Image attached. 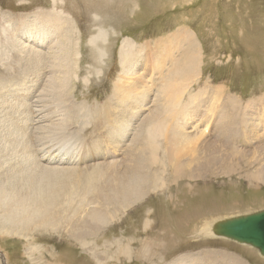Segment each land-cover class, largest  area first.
<instances>
[{"label":"rangeland","instance_id":"374dc122","mask_svg":"<svg viewBox=\"0 0 264 264\" xmlns=\"http://www.w3.org/2000/svg\"><path fill=\"white\" fill-rule=\"evenodd\" d=\"M58 26L65 30L58 32ZM65 33L66 41L61 36ZM185 34L189 37L186 42H172L167 46V61H160L157 44ZM64 42L69 48L66 67L60 66ZM128 53L126 63H135V68L123 74L122 55ZM67 70L65 86L50 87L51 80ZM163 74L185 90V100L189 95H198L199 102L205 100L200 112L203 122L215 117L214 106L223 107L230 118L236 117L238 129L230 135L237 134L239 139L230 140L222 153L228 164L231 160L243 162L239 173L224 176L210 170L213 177H180L172 182L166 173L154 169L158 176L153 177L147 193L108 213L104 226L84 213L87 202L95 203L94 195L66 197L70 208L52 215L54 226L43 229L35 221L20 234L0 223V264H173L179 258L192 257L191 264H233V257L241 264H264L256 249L214 239L211 233L218 219L264 210V182L242 178L253 171L251 165H245L250 157L246 150L264 162V0H0L3 195L8 181L18 190V182L23 180L20 173L27 172L30 163L46 164L55 158L72 163L66 162L65 155L74 158V150L80 152L81 160L75 163L76 169L101 161L108 145L120 152L116 158L120 169L129 167L128 160L139 154L138 146L145 138L144 133L140 139L137 135L144 130L146 112L160 99L155 96V85ZM122 84L132 95L118 101L115 92ZM159 101L157 105L162 104ZM58 118L70 128L62 130ZM110 120L116 121L115 128L108 127ZM63 136L73 140L66 152L60 143ZM129 139L132 144L125 150ZM234 151L236 159L232 158ZM1 215L5 217L2 209ZM83 222L89 226L81 225ZM205 222L210 223L209 237L199 233ZM82 229L87 231L84 243L75 238ZM130 245L132 259L118 254L119 246L131 251Z\"/></svg>","mask_w":264,"mask_h":264},{"label":"bare ground","instance_id":"6f19581e","mask_svg":"<svg viewBox=\"0 0 264 264\" xmlns=\"http://www.w3.org/2000/svg\"><path fill=\"white\" fill-rule=\"evenodd\" d=\"M57 29L59 32L62 29V27L57 28ZM62 30H65V29H62ZM28 33H30V31H28ZM61 36L65 41L66 39H68V33H65L64 36L63 35ZM187 38H189L187 34L177 35V36L171 37L170 40L163 41L166 44H157L156 50L157 51L161 50V53L159 55V59H161L160 61L162 60H164V62L167 61V57H168L166 53L167 46L169 47V45H171L172 42L175 44L176 41L186 42ZM62 45L63 46H61L60 48L61 50L65 51V54L62 55L60 66L66 67L65 62L67 61V55H68L67 51L69 50V48H68V45L65 44V42ZM130 55H131L130 53L122 55L124 57V62H122L123 74H125L126 72L128 73L129 70L133 71V68H135V63H132V62L126 63ZM122 56H121V61H122ZM185 59H186V62L190 61L189 57H185ZM58 67L59 66L57 63L55 65V69L57 68L56 69L57 71H58ZM157 71L159 70H156V72ZM130 73H133V72H130ZM67 74H68V70L63 74L56 75V78L54 80L53 79L51 80L52 82L50 84V87H55L59 89L62 86H65L67 82V76H68ZM164 74L161 77V80L159 82H156L155 86H158L157 89L156 90L154 89L156 91V94H155L156 98L159 97L161 99L162 104L157 105V102H160L159 101L160 99L157 98L158 99L157 102H155L154 100V102L156 103V106L154 107V109H152V106L151 107L148 106L150 107L151 110L148 113L146 112L147 118L145 117L144 123L142 124L143 126H141L144 128V130L137 135V138L140 139L142 138V133H144L145 138H142L143 141L138 146L139 154L135 155L134 158L131 159L130 161L128 160V162H130L131 164L129 167L126 166L127 168H125L124 170L120 169L121 163L118 162L120 160L116 159L118 155H120V152L117 149H113L110 145H108L107 147L108 150L101 154L100 156L101 161L99 162L97 161L93 164H90L89 166H86L85 168L76 169L77 164L75 163L80 158L78 156L80 152L76 150H74V156H75L74 158L68 157V154L65 155L66 158L64 157L66 162L71 161L72 163L65 164L64 162L62 163L63 161L62 159H61L62 161H60V160H57V158H55L53 161L51 160L45 161L47 162L46 164H42V163L39 164L38 162L30 163L28 171L25 173H20V175L23 176V180L18 182L19 184L18 190L14 188L16 186L12 182L8 181L7 186H4L7 192L6 196H4L3 192L1 191V187H0V209H2V211L5 214V217L3 215H1L2 217H0L1 225L5 227L6 229H8L9 231L18 230L19 233H20V230L22 229L23 230L29 229L35 221L38 222L37 227H40L43 229L44 227H47V226H54L56 224L55 223L56 221L50 220L53 217L52 215H54L56 212H61L60 211L61 208H65V209L70 208V202L69 200L66 199V197L72 198L74 196H86V195L92 194L97 199L95 200V203L91 204V201L86 203V207L83 208L85 216L88 219H92L93 222L100 223L102 226H104L105 223L107 222V219L105 216L108 213L118 209L119 207L124 208L130 204H133V202L137 201L138 199H141L144 196V194L147 193L150 186L154 183L153 177L158 176V174H156L155 172H158L161 175L166 173V175L169 176V178H171L172 182L179 180L180 177L181 178L186 177L187 179H192V180L197 179V178L198 179L206 178L207 176L213 177L211 175L212 173H219L224 176L238 174L239 171L243 168V167L241 168V166L239 165L243 164V162L238 161V163H234L237 160L236 161L231 160V164H228L229 162L225 160L227 158L224 157L226 153L224 154L222 153L223 148L227 149V145L230 143V140L232 142L234 141L236 142L239 139V137L236 136L237 134L230 135L231 131H235L236 129H238L235 124L236 117L232 116L230 118L229 117L230 114L226 113L223 107L214 106L211 108V111L215 115V117L213 118V116H211L213 119L209 117L212 113L210 114V112L208 111L210 114L208 116L209 119L204 120L203 122L201 119L204 117V115H202V118L200 119V112L203 107L202 105L206 103L204 102L205 100L202 102L197 101L198 95H195V96L189 95L187 96V99L185 100L183 98L185 90L181 88L180 85L179 87L176 82L171 81L167 77L164 78ZM171 74L173 75L172 72ZM125 78L127 80H130L127 78V76ZM143 78H145V76ZM134 79L135 81H138L136 80V77ZM131 82H134V81H131ZM179 83H182V82L179 81ZM123 84H122L123 89L120 87L122 91H120L121 90L120 89L119 92H115V98L118 101H120L122 97H126V96L128 97L129 95H132L130 92H128L130 91V88H125L126 87L125 85H124L125 87H123ZM58 89L57 91L59 93L60 91ZM143 93L145 94V92ZM107 114L108 113L105 114V117H104L105 119L107 118ZM69 116L68 118H70ZM204 119H206V116ZM262 120L263 119H261V121ZM57 121L60 122L59 125L62 128V130L70 128V127L67 128V126H65L66 123L63 122L61 118L60 119L58 118ZM124 121H127V120H124ZM34 122L38 123L40 121L34 120ZM114 122L116 121L110 120L109 124L111 123L112 125L108 127L115 128L114 125H116V123L114 124ZM201 126L204 127L202 130H201ZM252 126L253 125L249 126V129H248L249 139H250V134H252L251 132L253 131V128L251 129ZM107 129L108 128H106V130ZM190 129L192 130L190 131ZM120 132L119 131L117 132L118 135ZM66 136H70V134H67ZM130 139L125 141L124 143L125 150H127L126 148L128 145L131 146L132 144V140ZM69 140L70 138L65 137V136H63L61 139L62 142L60 143L63 144L62 149L65 150V152L69 150L68 146L73 141L72 140L70 142ZM137 143L138 142H135V144ZM110 149L112 150L110 151ZM48 152H51V151H48ZM134 152H137V151H134ZM234 152L235 153L233 154L232 158L236 159V157H238V153L237 151H234ZM244 153L246 155L248 153L250 154V157L247 159V163L249 164H245V165L247 166L251 165L253 171L250 174L245 173V175L242 178L243 179L245 178L246 181H249L252 183L264 182V162H262L261 160H258V158L255 159V156H253L254 153H251L248 150H246ZM245 154H242V156L246 157ZM103 158H104V161L102 162ZM79 161L81 160L79 159ZM47 164H50V165H47ZM62 164H65L66 166H61ZM104 166H106V168ZM154 169H156L155 172H154ZM160 169L161 171H158ZM210 170H211V174L209 173ZM9 179L10 178L8 177V180ZM62 200L63 201L65 200V201L63 202ZM77 209H79V206H77ZM226 217L222 220H227V219L232 218V217L230 218H226ZM222 220L218 219L214 222V226L211 230V233L213 234L214 239L215 237L217 239L219 238L222 239V237H219L215 231L216 225ZM81 225L89 226V223L83 222L81 223ZM209 228H210V223L205 222L200 228V231H199L200 235L204 237L206 236L209 237L210 236ZM93 231L97 232L98 229L95 228ZM16 233L18 234V232ZM85 236H87V231L85 229H82V231L79 230V237H75V238L78 239L80 242L82 241L84 243L85 241L83 240V238ZM118 254L128 256L130 254V251L128 249L122 248V250H120ZM192 259L193 257L192 258H179L176 261H174L173 264H191ZM231 262L233 264H241L237 259L235 260L234 257L232 258Z\"/></svg>","mask_w":264,"mask_h":264},{"label":"water","instance_id":"95a60500","mask_svg":"<svg viewBox=\"0 0 264 264\" xmlns=\"http://www.w3.org/2000/svg\"><path fill=\"white\" fill-rule=\"evenodd\" d=\"M215 231L219 237L248 245L264 257V210L222 220Z\"/></svg>","mask_w":264,"mask_h":264},{"label":"crops","instance_id":"0c3cea01","mask_svg":"<svg viewBox=\"0 0 264 264\" xmlns=\"http://www.w3.org/2000/svg\"><path fill=\"white\" fill-rule=\"evenodd\" d=\"M146 243H147V242L143 243L144 246L146 245ZM133 245H134V244H133ZM122 248H123V249H127V246H124V247L119 246L117 252H119L120 250H122ZM129 248L131 249L130 254H129V256H130L129 258L132 259V256H133V254H132V250H134V249L132 248V245H130ZM92 257H93V256H92ZM94 258H95V257H93V260H94ZM96 260H97V259H96ZM237 260H238V259H237ZM61 261H62V263H66V262H65V261H66V257L62 256ZM94 261H95V260H94ZM97 261L99 262V260H97ZM238 261H239V260H238Z\"/></svg>","mask_w":264,"mask_h":264}]
</instances>
